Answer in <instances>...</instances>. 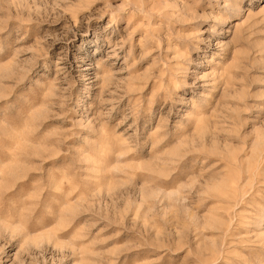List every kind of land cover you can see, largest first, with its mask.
I'll return each instance as SVG.
<instances>
[{
    "label": "rangeland",
    "instance_id": "1",
    "mask_svg": "<svg viewBox=\"0 0 264 264\" xmlns=\"http://www.w3.org/2000/svg\"><path fill=\"white\" fill-rule=\"evenodd\" d=\"M0 264H264V0H0Z\"/></svg>",
    "mask_w": 264,
    "mask_h": 264
}]
</instances>
